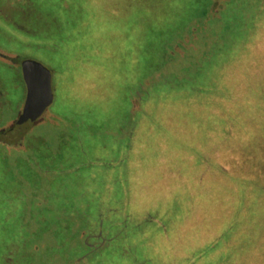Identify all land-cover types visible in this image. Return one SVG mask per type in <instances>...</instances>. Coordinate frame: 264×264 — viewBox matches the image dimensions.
<instances>
[{
    "label": "rangeland",
    "instance_id": "374dc122",
    "mask_svg": "<svg viewBox=\"0 0 264 264\" xmlns=\"http://www.w3.org/2000/svg\"><path fill=\"white\" fill-rule=\"evenodd\" d=\"M194 3L0 0V130L16 121L14 140L0 141V239L16 244L26 229L42 241L28 243L20 264L65 260L57 252L69 197L67 210L96 225L94 264H264V181L248 185L254 214L229 217L232 226L218 215L227 171L264 178V0L213 4L220 45L202 62L197 33L187 49L170 47L183 27L205 22ZM188 50L204 74L186 88L178 83ZM25 59L50 70L53 99L10 134ZM4 159L17 181H4ZM6 248L0 242V264Z\"/></svg>",
    "mask_w": 264,
    "mask_h": 264
},
{
    "label": "trees",
    "instance_id": "16d2710c",
    "mask_svg": "<svg viewBox=\"0 0 264 264\" xmlns=\"http://www.w3.org/2000/svg\"><path fill=\"white\" fill-rule=\"evenodd\" d=\"M218 1L219 0H204V1L195 0V3L192 5L194 6L193 9H199L200 7H202V5L204 6L202 8L203 13H200V15H196L195 19H200V20L205 21L203 22L204 24L203 23H200V24L191 23V25H187L183 27L182 30L177 32L176 34V36H180L182 40L176 41L177 40L176 39L175 42L177 43L170 44V47L173 48V46L176 47V45H180L183 49H187L188 45H186V42L188 40H191L190 37L197 33L199 37H202V39L199 40L200 44L198 48L199 50H201L198 53L199 59L201 62L203 61L204 57H207L208 51L212 52L214 50V52H216L217 49L219 50L218 46L220 44H217V42L218 40H220V37L219 35H217V33H215V30L214 31L212 30L210 26L211 23L210 24L208 23L211 17L216 16L214 15V11H211V9H212L213 4L216 5L217 4L216 2ZM232 12L233 11L229 12L230 15ZM226 22L227 21H225V23ZM193 25H196V28H193ZM227 26L228 25L225 24L224 28L229 30V26L228 27ZM211 42L213 43L211 44ZM225 46L227 45L225 44ZM189 50H191V48ZM189 52L190 53L183 56V58L185 59L184 61H186L184 63L185 65L183 66V71L186 72V74L185 73L183 74V76L181 77V80H179V83H178V84H181L182 87L185 86L186 88L193 86L196 83V81L199 79V77H201L204 74L201 71L203 64H201L200 62L198 63L199 61L198 57L196 56L193 57V53L191 51ZM167 55H170L168 51H167ZM208 62H211V64L217 63L216 60L208 61ZM153 63L154 62L152 60L148 68L149 67L151 68ZM19 116L17 117V120L19 119ZM15 124H16V121L14 122V124H9L6 128H3L0 130V132L4 134L3 138L0 137V141L1 140L10 141L11 140L12 142L14 140V135L8 136V134L15 127ZM30 124L31 123H29L26 126V128ZM15 133L20 135L22 131L20 132L16 131L10 134H15ZM66 142L65 140H63L61 143V147L62 148L65 147V144H66V149H68V151L70 150V153L73 152L72 155H76L77 154L76 149L73 148V145H71L72 143H66ZM2 162H4L3 163L4 168L8 169L9 163L7 162V159L2 160ZM30 162L34 164L33 161H30ZM9 169L6 170L7 177H6V180L4 179V181H7V182L14 181V180L17 181L18 176L14 173V171H10ZM251 172H255V171L254 170L251 171L248 169L247 170L233 169V170L227 171L226 174L222 176L221 183H222V186H223L222 189L224 190V192L221 194V197H222L221 200L220 199L218 200V206L220 207V209H219V213L218 212L217 213L220 216L223 214L221 218L223 221L221 220L219 221L225 224L228 223L230 226H232V221L234 220L233 219L228 220L229 217H237V216H244V215L246 216V215H252V213L253 214L255 213V208L258 205L259 199L257 200L256 198L255 190H252L251 192H249L248 188L250 186L248 187V185H251V184L253 185L254 183H256L257 182L256 177L260 178V180L262 181H264V178L258 176L257 171H256V176L250 175ZM236 187H239L240 191H244V194L246 196L245 198L241 197L242 204L244 205L241 213H236V207H235L236 203H234L235 197L238 195L236 194L237 193ZM212 194H213V200H215L214 195H217V194L216 192H213V191H212ZM69 199L70 197L68 198L67 201H69ZM67 201H66V238H65L66 247L61 246V248L59 249L60 251L57 252L58 255L63 254L65 256L64 258L65 260L63 261L62 259L61 262H58V263L60 264H94L95 261L99 259L96 257H100L99 255H100V248H101L99 247V241L95 240V235L97 233L91 229V227H95L96 225L93 223V221L82 223V221L80 220L78 216L74 215L72 211L67 210L68 208ZM23 230H24V233L22 235V238L21 239L19 238L16 244H15L16 242L15 238L10 234L5 233V238L2 240L0 239L1 243L4 242V245H7V248L5 249L6 250L5 257L2 255L3 261H5L6 264H20L21 262L20 259L23 255L31 252V248L33 249L35 246L42 244L41 240H37L33 244V242L30 239L29 234H27L28 231L26 229H23ZM113 241L114 239H112V242ZM29 242H30L31 248L28 247ZM211 244L215 245L216 243L212 242ZM15 245L19 246V248L14 249ZM208 245H210V243ZM208 245H207V249H208ZM36 248H38V246ZM62 251L64 253H61ZM105 253L106 252L102 253V255ZM25 264H39V263L32 262L27 259ZM40 264H42L41 261H40Z\"/></svg>",
    "mask_w": 264,
    "mask_h": 264
},
{
    "label": "water",
    "instance_id": "95a60500",
    "mask_svg": "<svg viewBox=\"0 0 264 264\" xmlns=\"http://www.w3.org/2000/svg\"><path fill=\"white\" fill-rule=\"evenodd\" d=\"M26 81V95L16 131H23L33 119L41 115L53 99L50 70L39 62L25 59L22 63Z\"/></svg>",
    "mask_w": 264,
    "mask_h": 264
}]
</instances>
